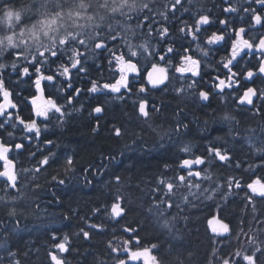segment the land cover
Here are the masks:
<instances>
[{
	"label": "snow or ice",
	"instance_id": "6c2138e0",
	"mask_svg": "<svg viewBox=\"0 0 264 264\" xmlns=\"http://www.w3.org/2000/svg\"><path fill=\"white\" fill-rule=\"evenodd\" d=\"M210 53L220 59L209 84L204 76L212 66ZM99 57L107 62V80L102 65H89ZM85 78L89 86H77ZM257 78L264 81V0H213L212 7L203 0H0V264H71L73 253L83 256L85 264H264V88L245 87ZM133 81H146L153 89L171 86L178 97L190 93L200 101L235 89L240 112L260 119L257 127L240 128L235 111L206 113L210 119L203 121L204 129L210 120L227 125L231 147L217 136L223 143L206 141L197 155L183 143L178 147L182 155L169 154L153 177L125 179L113 173L107 198L89 213L69 208L58 214L62 221L70 219L69 213L78 217L76 231L52 227L57 217L48 209L61 203L53 189L77 172L84 186H91L117 155L109 152L99 164L78 169L74 156L54 151L58 145L42 139V132L53 119L62 125L82 94H118L113 98L123 101ZM136 91L145 93L146 87L141 84ZM132 103L138 105L141 131L115 124L110 131L117 138L131 135L133 145L140 141L148 150L146 125L157 137L152 147L168 153L188 124L176 119L167 128L154 125L153 114H162L163 106L150 104L147 97ZM25 106L30 107L27 117ZM104 111L97 103L89 115ZM101 126L98 116L92 132ZM238 150L244 158H237ZM50 169L54 174L49 176ZM240 192L242 207L236 215L234 197ZM48 195L51 200L45 199ZM201 205L211 215L206 217L211 251L204 258L186 238L189 209ZM46 219L40 245L29 239L13 247V238ZM146 225L151 238L142 235ZM94 236L106 238L103 247L92 245ZM77 241L89 248L81 252Z\"/></svg>",
	"mask_w": 264,
	"mask_h": 264
},
{
	"label": "trees",
	"instance_id": "16d2710c",
	"mask_svg": "<svg viewBox=\"0 0 264 264\" xmlns=\"http://www.w3.org/2000/svg\"><path fill=\"white\" fill-rule=\"evenodd\" d=\"M207 7H212L213 0H203ZM223 18V17H222ZM195 45H193V48ZM212 66L205 70L204 80H209V74L216 75L219 70L218 65L215 63L220 59V55L210 53ZM100 64L103 67V78L107 80L109 78V72L107 70V62L103 57L89 60V65ZM216 69V70H214ZM143 73V68H141ZM221 78H223L222 71L220 72ZM97 75L95 68H92L91 78H95ZM179 75V74H176ZM88 78H85L82 82H77V86L88 87ZM204 81H201L203 84ZM143 84L146 87L145 93H138L136 90ZM24 85L22 87H26ZM255 86L257 88H264V81L260 78L255 80V84L245 85ZM130 87L133 89L131 93H125V99L123 101L116 100L113 97L118 94H109L107 96L102 94H87L84 93L79 97L78 101L73 102V106H69L68 110L71 115L65 118V122L62 125H57L55 120L49 123L47 132H42V139H52L56 142L58 147L53 148L61 156L67 153L73 155L78 161L77 168L87 166L88 164H99L102 155H106L109 152L117 155V160L109 163V167L104 171L102 176L94 177L93 184L91 186H84L83 181L80 179L79 172L74 175L70 181H66L65 186L56 187L53 189L60 197L61 203L59 205H53L48 209L50 216H56V222L52 227L61 228L63 231L73 232L77 230V226L80 224L78 217H72L69 213L70 219L68 221H62L59 219L58 214L60 212L68 211L69 208H79L81 214L89 213L93 205L107 198L111 185L107 182L111 178L113 173H118L125 179L131 176L133 179H140L141 177H153L156 171L159 169L161 162L169 158V154L175 153L182 155L178 152V147L183 143H189L193 146V151L199 155L202 154L206 141H213L216 144H221L223 141L216 140L217 136H222L224 139L229 140L228 147L232 146L230 137L227 136L228 126L221 125L219 123L209 122L208 130L203 127V121L210 119L206 113L222 112L225 110L235 111L237 113V119L241 121L240 128L247 126L257 127L259 117H253L250 113H241L237 107V101L235 99L237 93L235 89H225L222 95H210V98L205 103H202L196 96L186 93L183 97H178L169 86L164 90V86L158 89H150L146 81H133L130 83ZM34 91V89H32ZM211 90V89H205ZM195 91V90H190ZM214 92V90H211ZM122 92H125L123 90ZM231 93V95H230ZM27 95V93H25ZM147 97L150 104H155L160 107L163 106V112L160 115L153 114L152 123H163L167 128L169 125H174L176 119H182L184 123L188 124L186 130L182 129L181 135L175 136L174 140L176 144L168 149V153L162 155L163 150L154 149V145L157 137L150 131L145 125L143 127L144 142L146 143L148 150H144L141 147V142L137 141L135 145L132 144L134 139L131 135H123L120 138L115 137L114 133L110 131L115 124L117 127H127L129 131H141L142 118L138 119V105L133 106V101H138ZM63 103V101H60ZM100 103L105 108L104 113L95 114L91 113L92 109ZM83 104L84 107L80 111H76V108ZM183 109L179 117L175 116V112ZM30 113V107L25 106L23 109V115L27 117ZM100 118V124L102 125L97 133L92 132V128L96 125L97 118ZM125 145H129L134 148V151L125 148ZM237 148L240 145L237 144ZM246 148V146H245ZM124 152L123 156L118 155L120 152ZM237 158L242 157V152L237 151ZM25 164L27 161L24 157L19 158ZM246 159V158H245ZM247 167V164L244 165ZM221 174H225V170H220ZM54 174L52 169L49 170L48 175ZM261 173L257 172V175ZM239 175V173H237ZM249 175H251L249 173ZM43 178L41 183H43ZM243 196V192H240L238 197H234L237 201V205H233L236 209V215H240V208L242 204L239 203L240 198ZM45 199L51 200L50 195L45 196ZM210 204L211 202H207ZM4 209L0 208V215H3ZM210 210L206 205H201L196 208L189 209V234L186 237L191 241L193 246L198 250L200 258H204L206 254L211 251L210 241L208 237L212 235L211 229L208 227L207 219L211 216ZM207 217V219H206ZM131 219V217H130ZM235 223V218H233ZM47 223V219L44 224L37 229H33L30 233H24L20 237L13 238L11 244L13 247H22L23 243L29 239L35 240L38 245L43 242L44 226ZM147 231L142 235L152 236V230L150 225H146ZM104 236H94L92 245L103 247L105 242ZM81 252L84 249L89 248V244L83 241H77ZM43 255V253H42ZM71 264H85L83 256H77L74 253L68 256ZM91 260V257H88Z\"/></svg>",
	"mask_w": 264,
	"mask_h": 264
},
{
	"label": "water",
	"instance_id": "95a60500",
	"mask_svg": "<svg viewBox=\"0 0 264 264\" xmlns=\"http://www.w3.org/2000/svg\"><path fill=\"white\" fill-rule=\"evenodd\" d=\"M147 85H148V84H147ZM148 87H149L150 89H153L151 85H148ZM161 87H163V85L158 86V87L155 88V89H158V88H161ZM205 102H206V101H202V103H205ZM210 218H211V216H210L208 219H210Z\"/></svg>",
	"mask_w": 264,
	"mask_h": 264
},
{
	"label": "flooded vegetation",
	"instance_id": "af4514ba",
	"mask_svg": "<svg viewBox=\"0 0 264 264\" xmlns=\"http://www.w3.org/2000/svg\"><path fill=\"white\" fill-rule=\"evenodd\" d=\"M218 61H219V59H218ZM130 80H131V77H130ZM122 91H123V89H122Z\"/></svg>",
	"mask_w": 264,
	"mask_h": 264
},
{
	"label": "rangeland",
	"instance_id": "374dc122",
	"mask_svg": "<svg viewBox=\"0 0 264 264\" xmlns=\"http://www.w3.org/2000/svg\"><path fill=\"white\" fill-rule=\"evenodd\" d=\"M134 75V74H133Z\"/></svg>",
	"mask_w": 264,
	"mask_h": 264
}]
</instances>
